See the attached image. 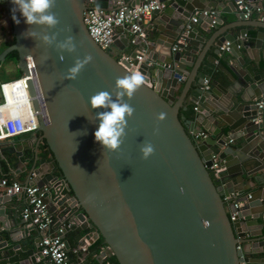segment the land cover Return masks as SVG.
I'll list each match as a JSON object with an SVG mask.
<instances>
[{
    "label": "water",
    "instance_id": "obj_1",
    "mask_svg": "<svg viewBox=\"0 0 264 264\" xmlns=\"http://www.w3.org/2000/svg\"><path fill=\"white\" fill-rule=\"evenodd\" d=\"M6 1L14 42L0 52V64L15 51L21 76L29 74L27 58L36 73V82L30 79L27 84L39 127L30 133L33 145L28 148L33 155L27 159L30 165L24 184L49 188L44 202L50 213L61 210L68 218L81 209L73 218L81 230L90 232L77 236L78 264H86L89 246L100 237L119 264H264V198L258 203V216L245 222L239 213L231 221L224 201L225 196L243 193L232 189L233 183H242L244 176L264 170V111L261 120H257V100L261 96L243 92L239 98H232V94L224 97L213 87L217 85L215 80L211 81V89H203V81L199 80L192 88L206 51L217 36L212 33L213 27L222 29L221 13H233L236 21L231 24L235 27L264 29V22L245 19L237 5L239 0H159L165 6L154 11L155 20L146 29L143 27V38L117 26L113 42L104 50L90 36L83 13L91 3L104 1L113 8L117 0H57L53 11L60 23L51 30L26 24L19 11L13 12L12 0ZM242 1L252 9V4L264 3ZM217 8H221L218 16L216 12L215 16H199L203 20L201 29L212 33L209 39L192 26L185 41L177 43L195 12ZM13 15L19 19L18 24ZM29 30L38 34L55 32L58 41L72 36L76 51L62 53L61 59L54 46L46 47L38 39L27 37ZM246 35L247 29L239 39L227 34V41H220L218 46L222 48L229 42L231 50ZM263 36V31L258 32V37ZM85 55H91L93 61L75 80L67 79L68 69ZM186 66L191 70L183 75L181 70ZM218 67L222 69L221 65ZM134 71L144 74L145 84L127 101L135 111L128 119L123 144L118 151L109 152L95 140L100 123L96 115L104 109H92L90 97L103 90L115 99L116 79ZM181 86L180 95L176 96V89ZM256 90L260 92L257 87ZM188 93L196 110L212 113L210 120L217 123L213 129L206 127L208 137L201 139L216 148L208 158L201 155L197 140L191 136L197 132L196 120L187 125L181 115V110L187 109L184 101ZM160 113L165 114L162 121L157 120ZM204 118L203 114L198 117ZM42 140L53 160L41 156L38 147ZM144 142L154 147V154L146 160L140 151ZM4 144L1 151L10 148L17 158H26L24 151ZM213 157L221 167L217 175L210 171ZM56 167L62 178L54 174ZM253 180L262 184L260 191L264 196V177L261 182L257 176ZM59 183L66 189L63 194L57 190ZM18 196L22 195L0 192V251L11 246L0 253V261L34 264L37 253L34 248L24 250L29 244L22 239L35 227L27 226L24 220L16 222V215L10 219L2 207ZM244 209L243 206L238 211ZM255 225L261 227L251 228ZM44 234L47 232H40L35 247H39ZM65 247L71 248L67 241ZM24 255L27 259L20 261ZM41 259L45 258L41 255ZM44 264L51 263L46 260Z\"/></svg>",
    "mask_w": 264,
    "mask_h": 264
},
{
    "label": "crops",
    "instance_id": "obj_2",
    "mask_svg": "<svg viewBox=\"0 0 264 264\" xmlns=\"http://www.w3.org/2000/svg\"><path fill=\"white\" fill-rule=\"evenodd\" d=\"M126 3L130 2V0H124ZM169 3V0H166ZM102 3V8L110 9V4L104 1H100ZM247 3V2H246ZM255 6L252 10V15L250 19L252 20H259L264 22V3L262 2H256L252 4ZM260 8L261 11L257 12L255 9ZM218 16V14L221 11V8H217L214 10ZM196 16V12L192 16ZM221 18L219 25L222 26V29L218 30L216 27H213L212 33L216 32L217 36L215 35V39L211 42L210 46L208 47L205 59L200 66V68L197 71V75H195L194 83L192 88L195 87V83L197 81H203V89H211L212 82L215 80L216 86H213L216 88V90L225 97V95L230 96L232 94V98H239L238 96L241 95L243 92L245 94H248L249 96H256L260 95L261 98L264 96V94L261 91H264V36L258 37V32L263 31L264 29H259L255 26H248V27H238L234 26V24H231L233 21H236L235 16L233 13H221ZM155 20V15H152L151 21H149L145 25V29L151 25L152 21ZM201 22H203L202 19H199L198 22L194 23L192 26H196L200 29V33H202L205 36V39H209L212 36L211 34L206 33L203 29H201ZM228 28V29H227ZM247 29V35L241 42H237V47H232L231 50L224 51L220 46H218V43H222L220 41L226 40L228 36L225 37L227 34H233L236 39H239V35L242 31ZM222 32V33H221ZM227 33V34H226ZM119 36L118 38H120ZM14 42V34H13V28H12V21L10 16V11L8 8V4L6 0H0V52L3 51L6 47L11 45ZM225 43V42H224ZM223 43V44H224ZM218 49L220 50V53H217ZM159 52L162 55V50L159 48ZM159 54L158 57H161ZM164 57V56H162ZM213 60V61H211ZM15 62H3L0 64V84L7 81H12L16 79L14 77L16 75V70H18L17 65ZM218 65H221L222 69L218 67ZM191 70V67L186 66L185 69L181 70V73L183 75H187V73ZM206 81H208V84L206 85ZM260 84L259 86H257ZM256 87L260 89V92H257ZM234 89V91H230V89ZM182 89L181 87H178L176 89V96L180 95V91ZM258 93V94H256ZM236 96V97H235ZM247 96V95H246ZM257 96V97H258ZM260 98V99H261ZM257 100L258 101H260ZM2 95L0 93V103H2ZM256 101V100H255ZM184 106L189 108L190 106L196 107V104L191 101V95L188 93L185 97ZM262 112H258V119L261 120ZM185 110H181V114L183 115ZM203 114L205 117L203 120L198 119L199 115ZM212 113H207L206 111H198L195 110V118L193 120L187 119L185 115H183L184 122L189 125L191 121L196 120L195 123V130L197 132L204 131L207 133V128H214L216 121L212 122L210 119L212 118ZM260 114V115H259ZM208 116V117H207ZM193 134V133H192ZM197 145L199 146L201 150V155H203L205 158L210 157L211 153H214L216 148L211 145L210 142H204L201 139H197L196 141ZM4 143H8L11 145L10 147H14L18 151H24L26 158H17L16 155L12 152H10V148L5 149L4 151H1L0 149V159L4 160L7 165V174L11 176L16 181H19L25 185V181L27 179L29 165H28V157L33 155V151L29 149L28 147L33 145L31 135L27 134L18 138H10V139H4L0 140V148H5ZM220 147V146H219ZM218 147V148H219ZM225 146L222 148L224 149ZM221 149V151H222ZM3 150V149H2ZM30 151L29 153H27ZM41 156H47L44 154V152L40 151ZM49 159V157L47 156ZM18 161H21L19 163ZM14 164L18 165L14 167ZM221 168V167H220ZM263 171L256 172L252 174L250 177L244 176L242 183H233V188L236 190H242L243 193H233L230 195L229 200L227 201L226 207L228 211L233 210V203H237L239 205V208L245 207L244 210L238 211L240 215L243 216L242 221L253 218L257 214L260 213L258 203L264 198L262 191H260V187L262 184L256 183V181L253 180L254 176L258 177L259 182L263 180L264 174H262ZM0 175H2V172L0 170ZM223 190L222 188H220ZM2 193V191H0ZM4 194V193H2ZM226 197V196H225ZM224 197V198H225ZM242 199H245L246 201H241ZM24 196H18L11 199L10 202L5 203L2 205V207L5 209L6 214L10 217L12 215H16L15 221L20 222L23 220L22 218V209L24 206ZM80 212L78 209L74 213ZM54 216L60 219H64L65 215L61 213V210H57L53 213ZM73 216H66V219L73 220L76 222V220L73 218ZM258 216V215H257ZM259 223L261 222L260 218H258ZM245 222V221H244ZM27 224V222H26ZM27 226H30L27 224ZM261 226H252L251 228L259 229ZM90 230H81L76 225L67 232L65 235V241L69 243V240L72 243H75V248L78 247L77 242V236L79 234L86 235ZM40 232L34 228L33 230H30L26 238L22 240H27L29 246L25 248L24 250L34 248L36 251V262L39 263L46 261V259H41V255L38 254L40 252L39 247H35V240L39 237ZM11 246L8 245L5 249H2L0 253L2 254L10 248ZM247 247L250 248L249 245ZM90 249V246H89ZM110 252L107 248L103 247L101 248L97 253H91L85 257L86 264H104L109 256ZM27 259V256L24 255L20 261ZM78 259H80V254ZM8 262L6 260H1L0 264H7ZM11 264H19L18 261H11ZM33 264V263H30ZM78 262L76 261V263Z\"/></svg>",
    "mask_w": 264,
    "mask_h": 264
},
{
    "label": "built area",
    "instance_id": "obj_3",
    "mask_svg": "<svg viewBox=\"0 0 264 264\" xmlns=\"http://www.w3.org/2000/svg\"><path fill=\"white\" fill-rule=\"evenodd\" d=\"M240 12L245 19H249L252 15V8L239 0L237 2ZM165 3L159 0H145L144 2L130 5L124 0H117L113 8L105 9L102 7L94 6L93 3L89 4L83 13V22L92 37V39L104 50L109 49L115 35L114 28L121 26L131 33L136 34L137 37H144L143 27L151 21L154 11L161 9ZM257 12L261 11L260 8L255 9ZM215 16V11H197L196 16H192L183 32L182 36L177 40V43H183L185 36L191 29L192 25L199 20V16ZM176 50V46L172 48ZM222 50H229V42H226ZM128 59V58H127ZM141 60L142 57L140 56ZM27 65L29 69L28 75H22L18 79L3 82L0 84V93L2 95V103H0V140L9 138H18L30 134L39 127L37 112L32 107L28 91V80L36 82V73L32 61L27 58ZM16 82H22L23 95L17 91H8L6 86L12 85ZM208 81H206V85ZM8 91V92H7ZM8 95L11 97L9 100ZM30 100V102L28 101ZM27 100L32 110L27 109ZM260 112L264 109V96L257 102ZM196 110V108H195ZM260 115V114H259ZM192 138L207 139L208 134L204 131L193 133ZM221 170L216 157L212 158V165L210 171L216 175ZM62 184L57 185V190H61V194L65 193L66 189ZM48 187H38L37 185H23L18 181H10L6 177H0V191L6 195L24 196V206L22 209V218L28 225L34 226L39 232H47L44 234L39 242V249L41 255L51 264H72L69 260L68 250L65 247V235L70 231L76 222L56 218L53 213L49 212L47 204L44 202V194L48 192ZM57 198V195L54 199ZM230 196H226L225 200H229ZM225 201V203L227 202ZM233 210L228 211L231 221L235 220L238 214L239 205L233 203ZM240 246H237L239 249ZM74 254H79L78 247L73 249Z\"/></svg>",
    "mask_w": 264,
    "mask_h": 264
},
{
    "label": "clouds",
    "instance_id": "obj_4",
    "mask_svg": "<svg viewBox=\"0 0 264 264\" xmlns=\"http://www.w3.org/2000/svg\"><path fill=\"white\" fill-rule=\"evenodd\" d=\"M14 5L13 12L19 11L24 18V22L30 26H45L47 29H55L60 23L57 14L53 11L56 7L57 0H12ZM15 23H19V19L13 15ZM71 31V29H68ZM27 37L38 39L46 47H53L63 59L62 53L69 54L76 51V43L74 37L68 36L63 41L57 40V33L38 34L34 31H27ZM48 57L45 56L46 60ZM93 57L85 55L83 59L77 58L74 65L67 71L66 78L75 80L80 72L91 62ZM145 84V76L139 71H134L118 77L115 81V99L112 93L108 91H98L90 97V105L92 109H104L97 113L96 119L100 121L98 129L95 131V140L100 143L104 150L116 152L120 149L126 137V128L128 119L132 118L135 109L127 102L131 100L134 94ZM127 97V100H125ZM110 110V111H109ZM165 114L157 115V120L162 121ZM143 159H148L154 154V147L150 142H144L140 149Z\"/></svg>",
    "mask_w": 264,
    "mask_h": 264
},
{
    "label": "trees",
    "instance_id": "obj_5",
    "mask_svg": "<svg viewBox=\"0 0 264 264\" xmlns=\"http://www.w3.org/2000/svg\"><path fill=\"white\" fill-rule=\"evenodd\" d=\"M94 6H98V7H103L102 6V3L101 2H95L93 3ZM119 60V57L117 58ZM18 60V54L17 52L13 51L11 53H9L5 59V61L3 62L4 63H7V62H17ZM19 75L16 77V79H18L20 76H21V73L20 71H18ZM182 115V114H181ZM185 117L187 119H191L193 120L195 118V107L194 106H190L189 108H187L184 112ZM182 115V116H183ZM184 117V116H183ZM184 117V118H185ZM39 151H42L44 152L45 155H47L49 157V159L53 160V154L52 152L50 151L47 143L45 140H42L41 143L39 144V147H38ZM30 151H28L27 153H29ZM31 157V156H29ZM30 162H28V165ZM0 170L2 172V175H0V177H6L8 178L10 181H16L14 180L13 178H11L10 175L7 174V165L5 163L4 160L0 159ZM54 174L60 178H62V173H61V170L56 167L55 168V172ZM19 182V181H18ZM21 183V182H19ZM23 184V183H21ZM70 194H73L72 191H69ZM79 211H81L80 208H78ZM69 244L71 246V248L68 250V256H69V260L72 264L76 263L78 257H79V254H74L73 253V249L75 248V243H72L70 240H69ZM103 247H107L106 243L104 242L103 238H99L93 245L90 246V252L91 253H97L101 248ZM34 264H43L42 262H39V263H34ZM104 264H119L117 259L115 258L114 255H110L108 260L104 263Z\"/></svg>",
    "mask_w": 264,
    "mask_h": 264
},
{
    "label": "bare ground",
    "instance_id": "obj_6",
    "mask_svg": "<svg viewBox=\"0 0 264 264\" xmlns=\"http://www.w3.org/2000/svg\"><path fill=\"white\" fill-rule=\"evenodd\" d=\"M6 89H7L8 91H11V92H12V90H13V91H17V92L20 93L21 95L24 94V93H23V85H22V82H16V83H13L12 85L6 86ZM8 91H7V92H8ZM8 97H9V100H11V97H10L9 95H8ZM28 101L30 102L29 99H28ZM28 101L25 100V102L28 103V104H27V109L32 110V107H31V105H30V103H29Z\"/></svg>",
    "mask_w": 264,
    "mask_h": 264
},
{
    "label": "rangeland",
    "instance_id": "obj_7",
    "mask_svg": "<svg viewBox=\"0 0 264 264\" xmlns=\"http://www.w3.org/2000/svg\"><path fill=\"white\" fill-rule=\"evenodd\" d=\"M16 66V65H15ZM19 75L18 70H16V75L14 77H17Z\"/></svg>",
    "mask_w": 264,
    "mask_h": 264
},
{
    "label": "flooded vegetation",
    "instance_id": "obj_8",
    "mask_svg": "<svg viewBox=\"0 0 264 264\" xmlns=\"http://www.w3.org/2000/svg\"><path fill=\"white\" fill-rule=\"evenodd\" d=\"M114 57H116V56L114 55Z\"/></svg>",
    "mask_w": 264,
    "mask_h": 264
}]
</instances>
